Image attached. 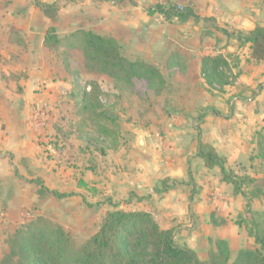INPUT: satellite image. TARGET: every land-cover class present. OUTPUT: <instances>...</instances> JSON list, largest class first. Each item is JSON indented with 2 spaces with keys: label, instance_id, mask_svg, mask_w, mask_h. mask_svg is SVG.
I'll list each match as a JSON object with an SVG mask.
<instances>
[{
  "label": "rangeland",
  "instance_id": "rangeland-1",
  "mask_svg": "<svg viewBox=\"0 0 264 264\" xmlns=\"http://www.w3.org/2000/svg\"><path fill=\"white\" fill-rule=\"evenodd\" d=\"M98 2L78 0L77 7L71 9L66 6L61 12L68 9L72 12L76 9L77 12L86 14L85 27L93 28L102 35L114 37L121 54L126 58L144 60L159 67L163 73L162 80L150 83L138 93L133 91L130 85L109 82L107 79L101 80L99 77L102 86L101 101L114 120L96 119L84 112L80 93L88 80L97 76L90 70L86 71L79 60L76 62L80 52L77 44H71L72 40L64 39L62 47L56 50L54 55L59 61L74 62L73 68L57 70L51 67L48 71L46 66L41 68L27 61L23 49L15 51L16 47L7 44L4 38L0 40L2 95H17L18 98L24 94L19 82L21 79L32 78L27 66L34 68V74H38L36 78L43 81L36 86L40 87L41 91L47 89L46 80L68 81L67 84L58 82L59 86L55 87L53 92L42 93L41 97L37 96L30 104L29 112L37 114L36 118H39L34 121L48 122V126L44 125L35 138V144L39 148L34 150L35 157L31 162V168L26 171L25 182L32 187L25 199L26 204L20 207V210H16V215H6L0 209V256L8 252L9 241L14 237V232L17 229L22 230L23 226L39 217L46 218L52 224L63 228L69 239V252L74 253L95 233L109 210L116 207L132 208L138 204L137 207L151 206L152 200L145 199V196L141 197L145 199L142 202L136 200L138 196H132L134 193L132 176L136 172L132 171L131 166L136 169V164L142 162L144 155L139 149V142L147 138L148 132L157 139L158 131L160 135H164L165 129H170L167 122H172V127L176 126L166 113L174 111L172 105L177 103V100L185 99L181 95L183 93L180 76L177 77L175 85L166 71L169 62L166 58L171 55H165L164 48L181 46L186 48V53L174 56L181 65L186 62L196 63L204 55L221 53L232 64L231 74H234V77L229 86L234 87L235 96L253 100L259 92L264 93V61L251 59L248 44L243 42V37L241 39L236 37L238 34L244 36L256 25L264 26V0H98ZM156 3L165 7L174 6L179 10L190 8L201 19L183 22L175 17L167 20L161 13L147 14L148 8ZM59 18L60 14L57 20ZM123 18L129 20L124 21ZM22 19L24 20V17ZM67 30L69 29L64 28L65 32ZM5 31L6 27L2 26L0 28L2 37ZM155 50L159 54L155 53ZM53 54L46 50L37 54L36 58L41 59L44 55L52 59ZM182 72L185 73L184 70ZM31 90L35 95L40 92V89L34 90L32 85ZM118 90L120 96L115 97L114 94ZM206 90L213 93L214 90L221 91L222 88ZM177 94V100L172 101ZM13 108L16 110L15 106ZM261 108L264 117V105ZM199 114L201 113L198 112L196 117H193L196 125L195 118ZM2 130L4 128H0V139L3 142L5 134ZM256 131H253L251 144L254 143ZM151 142L155 143L154 140ZM250 148L249 164L238 163L227 168L228 174L239 183V191H235L231 183L224 187L223 184L214 182L209 184L206 193V197H210L212 196L210 194L220 192L217 194L219 198L217 200L223 206L229 205V201H232L231 198L235 195L239 197L234 198L237 205L242 201L240 209L236 205L238 214L229 213L234 217L230 221H233L235 226L229 224L226 228L231 239L236 237V234L240 237L237 241L232 240L234 243L230 251L231 259L239 249L255 247L253 237L248 235L250 226L252 224L254 226L251 220H255L254 222L264 228V166L254 157L255 143L253 147L249 146ZM3 153L5 160H12L13 157L9 153L6 151ZM253 153L254 156L251 155ZM36 162L45 168L44 171L58 172V183L56 184L52 175L47 173L39 177L41 172H37ZM16 177L20 180L19 174L16 173ZM35 178H44L42 182L47 189L41 195L36 193L40 186L31 181ZM198 187L201 188L193 184L190 192H198ZM50 190L63 193L64 197L54 196ZM31 192L33 196L30 197ZM241 218L248 220L250 225L249 222L241 221ZM197 238L194 229L174 230V243L177 246L189 247L195 251L199 259L205 260L215 250L217 238L212 239L214 236H210L209 240L207 238L204 241Z\"/></svg>",
  "mask_w": 264,
  "mask_h": 264
},
{
  "label": "crops",
  "instance_id": "crops-1",
  "mask_svg": "<svg viewBox=\"0 0 264 264\" xmlns=\"http://www.w3.org/2000/svg\"><path fill=\"white\" fill-rule=\"evenodd\" d=\"M39 1L51 3L55 0ZM92 1L98 2V0ZM58 2L60 7L56 19L52 21L34 6L32 0H0V28L6 27L3 37L0 32V40L4 38L8 42L9 29L11 27L19 28L24 38V45L9 42L7 44L16 47L15 51L23 49L28 58L27 61L41 66V68L46 66L48 71L51 67L57 70H64L66 67L73 68L72 63L68 65L71 60L68 62L66 60L59 61V58L54 56L56 50L43 45L45 33L49 26H54L55 34L62 42L77 29L94 31L93 28L84 26L86 25L84 24L86 14L77 12L76 9L70 11L78 6V0H58ZM66 6L71 9L62 13V8ZM58 14H60V18L57 20ZM95 17L100 18L101 16ZM123 20L129 19L123 18ZM64 28L69 30L65 32ZM46 50L54 53L52 59H48L44 55L41 59L36 58L37 54L46 52ZM186 51V48L184 49L182 46L164 48L165 55H171L166 58L169 60L166 71L170 75L171 82L173 81L175 85H177V77L180 76V86L183 93L181 95L185 97L184 100H177V94L175 98H172V101L177 100L178 102L172 105L174 111L166 113L176 126L172 127V122H167L170 129H165L164 135H160V131H156L159 136L157 139L148 132L147 138L139 142V149L144 155L142 162L136 164V169H133V165L131 166L132 171L136 172L132 176V184H134L132 196H138L139 198L136 200H140V202L145 199L152 200L151 206L137 207L138 204L132 208H119H123L125 211H146L163 229H194L198 235V240H202L201 237L203 236L202 241L210 236H214L212 239H225L229 242L231 251L234 243L232 240L237 241L240 237L236 234L237 238L231 239L232 237L227 235L226 228L229 224L235 226L234 222L230 221L234 217L229 213H239L236 211L237 204L234 200V198L238 199L239 197L238 195L233 196L232 201H229V205L226 206L217 200L219 199L217 194L220 192L206 197L209 184L216 182L225 187L229 183L222 179L219 167L208 168L202 158L197 155L198 139L214 147L217 154L223 158L226 170L229 165L249 164L248 159L251 153L249 146H254V143L251 144L253 131L264 127L261 108L264 105V93L263 91L262 93L259 92L253 100L250 98L244 100L241 96H235L234 87L229 85L224 86L221 91L214 90L213 93H210L206 90L199 72V59L196 63L188 64L186 62L182 66L174 58L175 55H183ZM154 52L158 53L156 50ZM35 69L38 71L37 67ZM183 70L185 73L182 72ZM27 71L32 73L30 75L32 78L20 80L19 84L24 90L23 95L17 98V95L4 96L0 92V128H4L2 132L5 134L4 141L2 142L0 139V209L6 215H16V210H20V207L26 204L25 199L32 189L31 185L25 182L26 171L31 168V162L35 157L34 150L39 148L35 144V138L44 125L48 126V122L34 121V119L39 118H36L37 114L33 115L29 112L30 104L37 96L40 95L39 97H41L42 93L53 92L55 87L59 86L58 82L64 84L68 82L60 79L44 80L47 89L41 91L40 87L36 88L40 82H43L41 78H36L38 74H34V68L27 66ZM160 72L163 75L161 70ZM100 78L101 80L112 81L106 75H101ZM31 85L34 90L40 89V92L36 95L33 94ZM114 95L119 97L120 91H116ZM14 106L16 110L13 108ZM200 108L202 109L200 110ZM198 112L201 114L195 118L197 120L196 125L193 117H196ZM153 140L155 141L154 144L151 142ZM3 151L9 153L13 157L12 160H5ZM251 155L254 156V153ZM37 163L39 162H36L37 172H41L39 177L47 173L52 175L57 184L58 172L44 171L45 168ZM16 173L20 175V180L16 177ZM52 184L54 185L53 181ZM193 184L201 186V188L198 187V192H190ZM31 196H33L32 192L30 193ZM142 196H145V199H142ZM241 202L237 205L238 209L241 208ZM210 216L222 218L226 222L223 225L213 226L212 222L209 221Z\"/></svg>",
  "mask_w": 264,
  "mask_h": 264
},
{
  "label": "trees",
  "instance_id": "trees-1",
  "mask_svg": "<svg viewBox=\"0 0 264 264\" xmlns=\"http://www.w3.org/2000/svg\"><path fill=\"white\" fill-rule=\"evenodd\" d=\"M33 3L52 21L56 19L60 7L58 0L51 3L34 0ZM154 13H161L167 20L172 17L182 21L201 19L190 8L179 10L160 3L148 8L147 14ZM236 37H243V42L248 44L251 59L264 61V26L256 25L244 36L238 34ZM67 38L72 40L71 44L80 47L76 62L79 60L86 71L90 70L97 76L88 80L86 88L80 93L84 112L93 118L114 120L101 101L102 87L98 79L101 75H106L115 83L130 85L138 93L150 83L162 80L163 76L156 66L144 60H130L122 55L113 37L100 35L90 29H77ZM7 41L17 45L25 43L21 30L15 27L9 29ZM62 43L55 34L54 26H49L43 45L58 50ZM70 63L74 62L68 65ZM199 63V72L207 89H221L231 84L234 77L231 74L232 64L225 55H204ZM254 143V157L264 166V127L254 133ZM197 155L208 168L219 167L222 179L231 183L235 191H239V183L228 174L223 158L213 146L198 139ZM31 181L40 186L36 193L41 195L46 191L42 179ZM49 192L64 197L58 191ZM209 221L213 226L225 224L224 219L214 216H210ZM241 221L249 222L245 218H241ZM251 221L254 226H250L248 235L253 237L254 248H241L231 259L227 240L217 238L215 250L209 258L203 260L191 248L177 246L174 243V229L161 228L146 211H125L117 207L109 210L95 233L74 253L69 252V239L63 228L39 217L23 226L22 230L14 232L8 252L0 256V264H264V228L255 220Z\"/></svg>",
  "mask_w": 264,
  "mask_h": 264
}]
</instances>
